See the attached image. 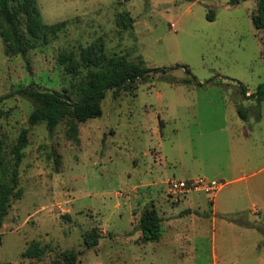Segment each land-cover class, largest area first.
Listing matches in <instances>:
<instances>
[{
    "label": "rangeland",
    "instance_id": "374dc122",
    "mask_svg": "<svg viewBox=\"0 0 264 264\" xmlns=\"http://www.w3.org/2000/svg\"><path fill=\"white\" fill-rule=\"evenodd\" d=\"M37 2L45 24L65 22L49 41L8 55L0 35L8 166L29 128L22 195L0 225V264H53L68 250L79 253L77 264H264V99L243 97L239 87L252 93L264 83L263 31L252 21L257 0ZM123 11L133 28L117 25ZM98 39L109 54L164 70L135 90H109L99 117L75 123L65 107L53 130L31 125L34 101L19 90L33 83L76 98L87 69L68 73L61 54L79 57ZM198 176L227 183L217 195L192 192L178 201L169 193L170 178ZM153 207L162 236L144 243L137 224ZM93 230L99 242L87 247L84 235ZM32 241L46 253L22 257Z\"/></svg>",
    "mask_w": 264,
    "mask_h": 264
},
{
    "label": "trees",
    "instance_id": "16d2710c",
    "mask_svg": "<svg viewBox=\"0 0 264 264\" xmlns=\"http://www.w3.org/2000/svg\"><path fill=\"white\" fill-rule=\"evenodd\" d=\"M240 1L229 0V5H237ZM209 18L213 19L212 13ZM22 21H24L25 30L21 28ZM252 21L257 29L263 31L264 38V0H257ZM64 23L62 21L53 25L45 24L42 21L37 0H0V35L8 55H24L28 50L35 48L40 39L44 42L49 41L50 37L64 26ZM116 23L126 30L134 27V18L128 11H123L117 14ZM105 49L103 40L98 39L82 47L79 57L74 52L61 54L62 62H67L65 69L68 73L77 74L81 68L87 69L85 77L77 87L76 98L66 90L41 89L33 83L20 89L19 93L27 95L35 104L29 123L37 125L46 122L48 128L53 130L61 110L65 107L73 109L75 123L99 117L103 112L102 101L109 90L121 88L135 90L138 88L139 81L150 76L152 71L164 70L158 68L153 70L145 66L143 59L137 62L130 61L125 55L109 54ZM186 71L191 73L188 67ZM197 84L202 85L198 81ZM239 87L243 97H254L258 104L264 99V83L259 84L256 91L250 94H247L248 89L244 84L239 82ZM238 111L243 118H247L246 110L239 108ZM28 134L29 128H24L20 132L12 148L13 164L8 166L3 155L4 140L0 133V225L8 213L11 201L20 199L22 195V189L19 187V167L24 158V149L28 145ZM137 229L141 231V239L144 243L161 238L162 218L154 207L147 209L141 215ZM99 237L100 234L93 230L84 235V242L87 247H94L98 244ZM45 253L46 246H42L38 241H32L23 251L22 257H41ZM61 255L62 257L55 260L53 264H77L79 255L77 251L68 250ZM6 264H12V262Z\"/></svg>",
    "mask_w": 264,
    "mask_h": 264
},
{
    "label": "built area",
    "instance_id": "2783aa9c",
    "mask_svg": "<svg viewBox=\"0 0 264 264\" xmlns=\"http://www.w3.org/2000/svg\"><path fill=\"white\" fill-rule=\"evenodd\" d=\"M223 186V181L210 179L205 176H198L194 178L174 177L168 180V191L178 201L188 193L192 192H206L212 195Z\"/></svg>",
    "mask_w": 264,
    "mask_h": 264
},
{
    "label": "crops",
    "instance_id": "0c3cea01",
    "mask_svg": "<svg viewBox=\"0 0 264 264\" xmlns=\"http://www.w3.org/2000/svg\"><path fill=\"white\" fill-rule=\"evenodd\" d=\"M251 92L249 91V89H248V93L247 94H250ZM219 180H221V181H223L224 182V186L220 189V191L225 187V184L227 183V182H225L224 180H222V179H219ZM231 180H234V179H231ZM231 180H229V181H231ZM219 193V191L216 193V195ZM215 195V196H216ZM215 196H214V198L212 199V208H213V212H214V209H215V202H216V200H215ZM208 200H209V197H208Z\"/></svg>",
    "mask_w": 264,
    "mask_h": 264
}]
</instances>
